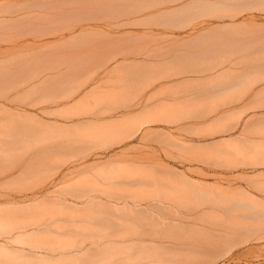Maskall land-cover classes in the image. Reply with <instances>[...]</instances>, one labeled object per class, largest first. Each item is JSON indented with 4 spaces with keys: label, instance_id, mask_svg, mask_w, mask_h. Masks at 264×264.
Wrapping results in <instances>:
<instances>
[{
    "label": "rangeland",
    "instance_id": "1",
    "mask_svg": "<svg viewBox=\"0 0 264 264\" xmlns=\"http://www.w3.org/2000/svg\"><path fill=\"white\" fill-rule=\"evenodd\" d=\"M134 1L0 0V264H264V3L220 0L222 13L175 30L166 14L219 0H137L138 12ZM211 40L229 49L202 56ZM189 53L201 72L179 62ZM196 187L220 197L197 203ZM120 219L141 231L124 236ZM139 237L155 242L131 263L138 253L129 261L118 244Z\"/></svg>",
    "mask_w": 264,
    "mask_h": 264
},
{
    "label": "bare ground",
    "instance_id": "2",
    "mask_svg": "<svg viewBox=\"0 0 264 264\" xmlns=\"http://www.w3.org/2000/svg\"><path fill=\"white\" fill-rule=\"evenodd\" d=\"M120 1H122V0H120ZM130 1H131V0H130ZM140 1H141V0H140ZM140 1H139V2H140ZM143 1H144V0H142L141 3H143V5H144V2H143ZM145 1H146V0H145ZM163 1H164V0H163ZM171 1H174V0H170V2H171ZM178 1H180V0H176V2H178ZM221 1H226V0H221ZM221 1L219 0L217 3H215V2H216V1H215V2H214L215 5H213L214 3L211 2V1H210V2H207V1H203V2H202V1H198V2L200 3L199 6H197L198 3H195V2L189 4V5H193V4H194L192 7H190V6L188 7V6L184 5L183 7H186V8L188 7L187 9H190L191 13L188 12V10L184 11V8H181V7H180V8H178L177 10L181 12V19H179L180 16H177L178 18H176V17H171V15L175 16L176 11H177V10L175 9L176 11L173 12V13H175V14H171V15L166 14L164 18H163V16H160L161 18L164 19V21H163V19H161V21H160V25H161V27H163V26L168 22V24L165 25L166 27H169V26H173V27H174L173 23L176 22V25H175V28H174V29L176 30L177 25H178L180 28H182L181 25H183V21L185 22V21H187V20H190V21H187V22L184 23V28H185V26L188 27V25H192L191 23H193V21H194V23H195L197 17H198L199 20H200L201 18L203 19L204 15H206V16H208V17L210 16V18H211V17L213 16L212 14H213L214 12H215V14H217L218 12H219V13H222L221 10H222V11L226 10L225 8H223V6H224V3H223V2L220 3V4H222V7H221V5H219V6L216 5V4H218L219 2H221ZM234 1H235V0H234ZM242 1L244 2V0H242ZM242 1H238V0H237V2H241V3H238V4H239L240 7H241V5H242V8H239V6H235L231 11L239 10V9H242V11H243V10H246L248 7H249V9H251L250 7H251L252 4H253L254 7L256 8L257 6H258V7L262 6L263 3H264V0H261V1H263V2H261L262 4L259 2V0H258V2H255V1L253 0V2H255V3H253L251 0H248V2H249V1H250V2L248 3V2L245 1L244 3H246V4L242 3ZM256 1H257V0H256ZM126 2H127V1H126ZM128 2H129V0H128ZM135 2L137 3L138 1L136 0V1L133 2V3H134V6L136 5ZM139 2H138V4H140ZM159 2H160V0H159ZM159 2H158V3H159ZM161 2H162V1H161ZM196 2H197V1H196ZM235 2H236V1H235ZM251 2H252V3H251ZM114 3H115V2H114ZM130 3H131V2H130ZM133 3H132V5H133ZM152 3H155V0H153V2H150V3L147 2L148 7H150L149 5H151ZM156 3H157V0H156ZM158 3H157V4H158ZM164 3H165V2H164ZM164 3L161 4V5H164ZM167 3L170 4V3L168 2V0H167ZM201 3H202V4H204V3L206 4V3H207V5L210 4L211 7H210V5H209V6H208V9L205 10V8L207 7V5H206V6H203ZM138 4H137V7L135 6L136 9H131V8H134V6H131V5H130L131 8H129V7H130L129 5H128V8H129L130 10H133L134 12H138V11H136L138 8H140V7L143 8L142 5L140 6V5H138ZM165 4H166V3H165ZM171 4H173V2H171ZM35 5H38V3L35 4ZM123 5H124V4H123ZM145 5H146V3H145ZM159 5H160V4H159ZM201 5H202V7H204V9L201 7ZM247 5H249V6H247ZM255 5H257V6H255ZM125 6H127V5H125ZM146 6H147V5H146ZM194 6H195V8H194ZM212 6H214V7L216 6L217 8H218V7H221V8H218V9L216 8V9H215V8L212 7ZM243 6H244V7H243ZM245 6H247V7H245ZM263 6H264V5H263ZM122 7H123V6H122ZM156 7H157V6H156ZM156 7H155V8H156ZM196 7H199V8H196ZM254 7H253V8H254ZM114 8H115V6H114ZM117 8H118V7H117ZM119 8H120V7H119ZM128 8H127V9H128ZM141 8H140V9H141ZM186 8H185V9H186ZM192 8H193V9H192ZM200 8H201V9H200ZM210 8H212V9H210ZM213 8L215 9V11L213 10ZM253 8H252V9H253ZM6 9H7V8H6ZM123 9H125V8H122L121 10H123ZM129 9L127 10V15H132V13H131L132 11L130 12ZM140 9H139V12H141ZM143 9H144V8H143ZM146 9H147V8H146ZM150 9H151V8H150ZM179 9H180V10H179ZM182 9H183V10H182ZM198 9H199V10H198ZM223 9H224V10H223ZM249 9H248V10H249ZM112 10H113V8H112ZM112 10H111V11H112ZM116 10H117V9H115V12H116ZM181 10H182V11H181ZM193 10H194V12H193ZM210 10H212V12H211ZM216 10H217V11H216ZM218 10H219V11H218ZM2 11H3V10H2ZM124 11H125V10H124ZM178 11H177V13H179ZM196 11H198V12H196ZM202 11H203L204 13H203ZM207 11H208V12H207ZM213 11H214V12H213ZM15 12H16V11H15ZM121 12H122V11H121ZM169 12H170V11H169ZM183 12H185V15L183 14ZM200 12H202V13H200ZM239 12H240V10H239ZM2 13H3V12H2ZM128 13H129V14H128ZM187 13H188V15H187ZM197 13H198V14H197ZM199 13H200L201 15H200ZM208 13H209L210 15H209ZM116 14H118L117 17L120 15L118 12L115 13V16H116ZM164 14H165V13H164ZM190 14H192L193 16H194V14H195V16H196V15H198V16H196V17L194 16V20H193V16H191ZM202 14H203V15H202ZM231 14H234V12H232ZM122 15H123V17H124L125 14L123 13ZM133 15H134V14H133ZM160 15H161V14H160ZM162 15H163V13H162ZM168 15H169V18L171 17L170 19H167V16H168ZM176 15H178V14H176ZM179 15H180V14H179ZM182 15L185 16L187 19L184 18ZM211 15H212V16H211ZM113 16H114V15H113ZM199 16H200V17H199ZM206 16H205V17H206ZM228 16H229V15H228ZM120 17H122V16H120ZM123 17H122V18H123ZM152 17H153V16H152ZM156 17H158V16H156ZM160 17H159V19H160ZM114 18H115V17H114ZM165 18H166L167 22H166ZM175 18H176V20H174ZM182 18H184V19L182 20ZM189 18H190V19H189ZM155 19H156V21L154 20V23L156 22V25H159V23L157 24V22H158L159 19H158V18H155ZM157 19H158V20H157ZM177 19H179L178 22H177ZM142 20H143V21L140 20L139 23L142 22V24H143V22H144V24H145V22H147L145 25L148 24V21H144V19H142ZM145 20H147V19H145ZM148 20H149V18H148ZM170 20H173L174 22H173V21H170ZM162 21H163V22H162ZM180 21H182V23H180ZM164 22H165V24L162 25L161 23H164ZM172 22H173V23H172ZM190 22H191V23H190ZM139 23H138V24H139ZM188 23H189V24H188ZM194 23H193V24H194ZM135 24H136V23H135ZM140 24H141V23H140ZM142 24H141V25H142ZM170 24H171V25H170ZM179 24H181V25H179ZM195 24H196V23H195ZM153 25H155V24H153ZM153 25H152V26H153ZM156 25H155V26H156ZM126 26H128V25H126ZM134 26H135V25H134ZM147 26H148V25H147ZM165 26H164L163 28H165ZM114 27H116V26H114ZM143 27H144V25H143ZM156 27H157V26H156ZM159 27H160V26H159ZM173 27H172V28H173ZM179 27H177V28H179ZM119 28H120V27H119ZM170 28H171V27H170ZM180 28H179V29H180ZM184 28H183V29H184ZM185 29H186V28H185ZM234 33H235V32H234ZM234 33H233V34H234ZM214 34H215V33H214ZM218 34H219V33H218ZM218 34H217V37H218ZM221 34H222V33H221ZM225 34H226V33H225ZM143 35H144V34H143ZM219 35H220V34H219ZM227 35L229 36V34H226L225 37H228ZM231 35H232V34H231ZM231 35H230V37H231ZM117 36H118V35H117ZM166 36H167V38H168V35H166ZM163 37H165V35H164ZM215 37H216V36H215ZM217 37H216V38H217ZM230 37H229V38H230ZM234 37H235V36H234ZM171 38H172V36H171ZM219 38H220V37H219ZM222 38H223V37H222ZM229 38H228V39H229ZM213 39H214V38H213ZM203 40H204V41H203ZM203 40H202V38H201L200 40L197 39L198 43L196 42V40H193V41L191 42V43H192V45H191L192 48H193V46H194V47H195V46H199V49H198V48H195V49H198V50L203 49V47L200 48V44H201L202 42L205 43V41H206L204 38H203ZM207 40H208V38H207ZM201 41H202V42H201ZM214 41H215V42H214ZM214 41L212 42V40H211V42H212V43H210L211 45L208 43V44H209V45H208L209 49H213V50H209L208 53H207L206 51H204L205 54H202V53H204V52H200V54H201L202 56H203V55L206 56V55L209 54V53H210L211 55H212V54H216L217 52H223V50H227V49H229V48H225V47H223V46H221V45L218 46L219 43H221V42H219V43L217 42V44H218V45H217L218 48H216L214 45H212V44H215V43H216V40H214ZM217 41H218V38H217ZM199 42H201V43H199ZM208 42H209V41H208ZM228 42H229V43H227V44H228V46H229V45H230V42H231L230 39H229ZM191 43H188V44H191ZM193 43H194V44H193ZM197 44H198V45H197ZM205 44H207V43H205ZM227 44L225 43L224 45H227ZM183 46H185V47H183V48H186V49L191 48L190 45H188V46H190V47L186 46V44H185V45L183 44ZM205 46H207V45H205ZM210 46H211V47H210ZM213 46H214V48H216V51L214 50V48H212ZM208 47H207V48H208ZM229 47H230V46H229ZM177 48H178V50H179V49H183L181 46H179V47H177ZM177 48H176V50H177ZM192 48H191V50H192ZM207 48H206V49H207ZM219 48H222V50H220ZM223 48H225V49H223ZM195 49H194V51H195ZM204 49H205V48H204ZM217 49H219V50H217ZM246 50H247V49H246ZM173 51H174V50H173ZM213 51H214V52H213ZM185 52H186V51H185ZM180 53H184V51L179 52V54H180ZM186 53H187V52H186ZM176 54H177V56H178V53H176ZM191 54H192V53H191ZM191 54L189 53L190 56H189L188 54H186L187 57H185V55L182 56L183 54H181V56H180V58H179L180 60H181L182 58H185V59L187 58V59H186V62H185V60H184V62H183V59H182V61H179V62H182L184 65H185V64H188L189 66L192 65V66L194 67V65H195L196 63H194L193 61H195V60L197 61L196 58L198 57V62H197V64L199 65L200 63H201V64L203 63V61L201 62V61L199 60V59H200L199 56H201V55H199L198 53H197L198 56H197L196 53H194L196 56H195L194 54H193V55H191ZM210 54H209V55H210ZM217 54H218V53H217ZM202 56H201V60L204 59ZM181 57H182V58H181ZM189 57H190V58L193 57V58H194L193 61H190L191 59L188 60ZM209 57H210V56H209ZM174 58L176 59V57H174ZM202 58H203V59H202ZM206 58H208V57H206ZM177 59H178V58H177ZM177 59H176V61H177ZM205 60H206V59H205ZM188 61L191 62V63L193 62V64H189ZM187 62H188V63H187ZM206 63H207V61H206ZM197 64H196V65H197ZM201 64H200V66H201ZM181 65H182V64H181ZM203 65H204V64H203ZM262 65H263V64H262ZM185 66H186V65H185ZM185 66H182V67H185ZM192 66H191V67H192ZM200 66H196V67L198 68V67H200ZM191 67H190V68H191ZM193 67L191 68V70L189 69L188 71H189V72H190V71L192 72V70H193L194 68H196V67H194V68H193ZM186 68H189V67L186 66ZM197 68H196V69H197ZM201 68H202V66L200 67V69H201ZM214 68H215V67H214ZM182 69H183V68H182ZM184 69H185V68H184ZM200 69L198 68V71L201 72ZM210 69H212V68H210ZM246 70H248V69H246ZM193 71H195V70H193ZM208 71H209V70H208ZM197 73H198V72H197ZM146 114H147V113H146ZM133 115H134V114H133ZM137 115H138V114H137ZM171 115H172V114H171ZM143 116H145V115H143ZM131 117H132V116H131ZM171 117H172V116H171ZM125 118H126V117H125ZM127 118H128V117H127ZM139 118H140V117H139ZM142 118H143V117H142ZM144 118H146V117H144ZM158 118H159V117H158ZM137 119H138V118H137ZM138 120H139V119H138ZM142 121H143V119H142ZM144 121H145V120H144ZM148 121H149V120H146V122H144V124H145V123H146V124L148 123L147 125H149V122L152 123V124H154L153 122H155V121H153V120H150L149 122H148ZM131 122H132V121H131ZM138 122H141V119H140ZM138 122H137L136 125L139 127V129L142 130V128L145 127L146 124H145V125L143 124V125H144V126H143V125H141L143 122H141V123H138ZM156 122H157V121H156ZM135 123H136V122H135ZM126 124H127V123H126ZM130 124H131V123H130ZM133 124H134V123H133ZM133 124H132V125H133ZM138 124H139L140 126H139ZM70 126H71V125H70ZM126 126H127V125H126ZM126 126H124L125 129L127 128ZM111 127H112V126H111ZM116 127H117V126H116ZM121 127H122V126H121ZM129 127H131V126H129ZM133 127L135 128V130H134V129L132 130V127H131V130L128 129V131H129L130 133L127 131V129H126V130L124 129L126 135L131 136V134H132L131 132H133V134H132L133 137H134L135 134H139V132H140L141 130H139L137 127H135V125H134ZM141 127H142V128H141ZM136 129H138V130H136ZM67 130H68V129H67ZM114 130H115V129H114ZM27 131H28V129H27ZM126 131L128 132V134H127ZM135 131H136V132H135ZM23 133H24V132H23ZM33 133H34V132H33ZM108 133H109V132H108ZM108 133H106V135H108ZM113 133L115 134V132H113ZM134 133H135V134H134ZM94 134H95V133H94ZM114 134H112V135H114ZM122 134H123V136H122ZM122 134H121V136H120V137H121V140H122V141H125V138H124V139L122 138V137L125 136V135H124V132H123ZM129 134H130V135H129ZM158 134H159V133H158ZM163 134H166V136H167V133H163ZM163 134H159V135H163ZM169 134H170V133H169ZM169 134H168V135H169ZM109 135L111 136L110 133H109ZM109 135H108V136H109ZM108 136H106V137H108ZM114 136H115V135H114ZM128 136H125V137H128ZM132 136H131V137H132ZM135 136H136V135H135ZM163 136H164V135H163ZM163 136H161V137H163ZM166 136H165V137H166ZM170 136H172V135H169L168 138H170ZM112 137H113V136H112ZM131 137H130V138H131ZM133 137H132V138H133ZM132 138H131V139H132ZM168 138H167V139H168ZM173 138H174V137H173ZM170 139H172V137H171ZM232 139H233V138H232ZM121 140L119 139L120 142H121ZM165 140H166V139H165ZM165 140H164V141H165ZM222 140H223V139H222ZM229 140H230V139H229ZM168 141H170V140H168ZM171 141H172V140H171ZM171 141H170V143H172ZM219 141H221V140H219ZM219 141H217V142H219ZM217 142L214 141V143H217ZM214 143H212L211 146H215V148H217V146L214 145ZM175 144H176V142H175ZM181 144H182V143H181ZM164 145H165V144H164ZM199 145H201V144H199ZM167 146H168V145H167ZM183 146H185V145H183ZM204 146H205V145H204ZM206 146H207V145H206ZM177 147H178V146H177ZM205 148H208V146L205 147ZM201 149H202V148H201ZM203 150H204V149H203ZM207 150H208V149H207ZM169 169H170V168H169ZM171 170H173V169H171ZM166 171H167V169H166ZM166 171H164V173H165ZM168 172H170V170H169ZM172 172L175 174L176 171H172ZM172 172L168 173L169 176H168V174H166L167 178L170 177V176L172 175V176L170 177L171 180H170V178L167 179L168 181L170 180L169 182H173L174 174H173ZM141 173H142V172H141ZM171 173H172V174H171ZM176 174H177L178 176L183 177V175H179L178 173H176ZM176 174H175V176H176ZM161 176H162V175H161ZM178 176H176L175 178H177ZM172 177H173V178H172ZM104 178H105V177H104ZM178 178H179V177H178ZM189 178H190V177H189ZM164 179H165V181H166V178H165V177H164ZM164 179H162V180H164ZM182 179L185 180V181L181 180V178H180L181 181H178L179 185H180V183H182V184H183V183H186V184H188V185L190 184L189 181H188L187 178H186V175H184V177H183ZM160 180H161V179H160ZM160 180H159V181H160ZM162 180H161L160 182H162ZM174 181H175V180H174ZM190 181H191V183L194 185L195 181L193 182L192 179H190ZM197 181H198V180H197ZM197 181H196V182H197ZM141 182H142V181H141ZM141 182H138L137 184H139V183H141ZM166 182H167V181H166ZM142 183H143V182H142ZM153 183L155 184L156 181H154ZM153 183H152V184H153ZM174 183H175V182H174ZM178 183H177V184H178ZM197 183H198V182H197ZM161 184H162V183H161ZM164 184H165V183H164ZM166 184H168V183H166ZM166 184H165V186H166ZM169 184H170V183H169ZM198 184H199V183H198ZM203 184H205V183H203ZM141 185H142V184L139 185L140 188H141L143 185H145V183H144L142 186H141ZM157 185H158V184H157ZM173 185H175V184H173ZM190 185H191V184H190ZM195 185H196V184H195ZM136 186H137V185H136ZM152 186H153V185H152ZM154 186H155V185H154ZM159 186H160V185H159ZM182 186H183V185H182ZM186 186H187V185H186ZM191 186H192V185H191ZM167 187H168V186H167ZM200 187H201V186H200ZM206 187H207V186H206ZM95 188H96V187H95ZM155 188H157V186H156ZM163 188H164V186H163ZM168 188H169V187H168ZM170 188H171V187H170ZM187 188H188V187H187ZM97 189H98V188H96V190H97ZM177 189H178V191H179V187H178ZM195 189H197V190L195 191V193H192V194H193V196H195V194H196V195L199 194V195H198L199 197H195V199H194V200H196L197 203H199L198 201H202V200H203V202H204V199H205V198L208 199V201L210 202L211 198H212V200L214 201V198H219V197H220V195H218L219 197H218V196L215 197L214 194H213L212 197L210 196L211 198L208 197V196H207V197H208V198H207V197H205V195H207L206 193H205V195H202V194H203V191H204L203 189H205V188H197V187H196ZM198 189H200V190H198ZM201 189H202V190H201ZM96 190H95V192L98 193V191H96ZM171 190H172V189H171ZM185 190H190V189L188 188V189H185ZM206 190H207V189H206ZM206 190H205V191H206ZM91 191H93V190H91ZM191 191H192V190H191ZM193 191H194V190H193ZM198 191H199V192H198ZM200 191L202 192L201 196L203 197V199H202V197L200 196V193H201ZM240 191H241V190H240ZM240 191H239V192H240ZM102 192H103V191H102ZM102 192H101V193H102ZM160 192H161V191H160ZM206 192H207V191H206ZM215 192H216V191H215ZM243 192H244V191H243ZM243 192H242V193L240 192V194H244ZM89 193H90V192H89ZM163 193H164V192H163ZM207 193H208L209 195H212V193H211V194H210L209 192H207ZM219 193H220V192H219ZM222 193H223V192H222ZM83 194H84V193H83ZM87 195H88V194H87ZM245 195H246V196H249V193H248V192L246 193V191H245ZM81 196H82V195H81ZM221 196H222V195H221ZM224 196H225V195H224ZM251 196H253V195H251ZM251 196H250V197H251ZM109 197H110V195H109ZM204 197H205V198H204ZM200 198H201V199H200ZM209 198H210V199H209ZM227 198H228V197H227ZM247 198L249 199V197H247ZM252 198H253V197H252ZM119 199H120V198H119ZM122 199H123V198H122ZM130 199H131V198H130ZM206 199H205V201H206ZM224 199H226V197H223L221 203H223V202H227L228 199H226V201H225ZM229 199H230V198H229ZM231 199H232V200H231ZM231 199L228 200V202H229V201H233V200H235V199H233V198H231ZM250 199H251V198H250ZM191 200H192V199H191ZM197 200H198V201H197ZM215 200H216V199H215ZM223 200H224V201H223ZM238 200H239V199H238ZM236 201H237V200H236ZM240 201H241V200H240ZM105 202H106V201H105ZM105 202H104V203H105ZM196 202H195V203H196ZM214 202H215V201H214ZM233 202H234V201H233ZM243 202H244V201H243ZM243 202L241 201V202L239 203V204L242 203L240 206H243ZM61 203H62V202H61ZM72 203H73V206H72ZM72 203H69L68 206L71 205V207H74L75 205H77L76 207H81V206H80L79 204H77V203H74V202H72ZM104 203H101V202H100L99 206L103 205ZM106 203H108V202H106ZM200 203H201V202H200ZM229 203H230V202H229ZM63 204H64V203H63ZM65 204H66V202H65ZM74 204H75V205H74ZM87 204H91V203H90V202H87ZM112 204L114 205V207H115V212H116L117 214H118V209H117V208H120V210L122 209L121 212L126 211V210H127V212H128V210H129V212H132V211H134V210L136 209V207L138 206L137 204H136V205H137V206H136L135 204H130V203H125V204H123V205H120V204H118V203H112ZM24 205L26 206V204H24ZM107 205H109V204H106V206H107ZM197 205H198V204H197ZM237 205H238V204H237ZM237 205H236V206H237ZM245 205H246V203H245ZM25 206H24V207H25ZM104 206H105V205H104ZM238 206H239V205H238ZM238 206H237V207H238ZM240 206H239V208H240ZM26 207H27V206H26ZM64 207H65V206H64ZM85 207L87 208V205H86ZM85 207H84V205H83L80 209L84 210ZM110 207H111V206H110ZM116 207H117V208H116ZM121 207H122V208H121ZM245 207H246V206H243V207H241V208L243 209V208H245ZM20 208H21V207H20ZM22 208H23V207H22ZM90 208H91V207H90ZM90 208H89V209H90ZM93 208H94V207H93ZM106 208H107V207H106ZM108 208H109V206H108ZM241 208H240V209H241ZM251 208L254 209L255 207L251 206ZM25 209H26V208H25ZM75 209L77 210L78 208H75ZM28 210H29V209H28ZM91 210H92V208H91ZM103 210H104V209H103ZM130 210H131V211H130ZM136 210H137V209H136ZM148 210L151 212V211H154V210H156V209H155V207H154V208H152V209L148 208ZM31 211H32V210H31ZM89 211H90V210H89ZM112 211H113V210H112ZM138 211H139V210H138ZM140 211H141V210H140ZM23 212H24V211H23ZM25 212H27V211H25ZM74 212H75V211H74ZM150 212H149V213H150ZM77 213H78V212H76V214H77ZM109 213H110V212H109ZM113 213H114V212H113ZM116 213H115V214H116ZM134 213H135V212H134ZM145 213H148V212H145ZM72 214H73V213H72ZM85 214H86V211H85ZM91 214H93V213L91 212ZM91 214H90V215H91ZM97 214H98V213H97ZM119 214H120V213H119ZM128 214L130 215V213H128ZM131 214H132V216L134 215L133 213H131ZM141 214H142V215H145V214L143 213V210H142V212H141L140 214H137V215H139V218L135 216L136 218H138V220H139V222H140V223H139L140 225H141L142 222H146V220H142V219H143L142 217H144V216H142ZM78 215H80V214L78 213ZM81 215H82V214H81ZM94 215H95V214H94ZM129 215H127V216L129 217ZM91 216H92V215H91ZM117 216H118V215H117ZM127 216H126V221H128V223H129V218L127 219ZM132 216H131V217H132ZM149 216L151 217V214H150ZM152 216H153V215H152ZM95 217H96V216H95ZM131 217H130V218H131ZM150 217H149V218H150ZM133 218H134V216H133ZM140 218H141V221H140ZM147 218H148V217H147ZM147 218H146V219H147ZM100 219H101V218H100ZM103 219H104V218H103ZM117 219H118V218H117ZM150 219L154 220L153 217L150 218ZM156 219H157V218H156ZM1 220H3V219H0V221H1ZM4 220H5V219H4ZM106 220H107V219H106ZM122 220H123V219H122ZM122 220H121V219L119 220V222L121 221V222H120L121 225H122V223L124 222V221L122 222ZM148 220H149V219H148ZM152 220H151V221H152ZM7 221H8V220H7ZM107 221H108V220H107ZM116 221H117V220H116ZM126 221H125V222H126ZM130 221H131V224H127V225H126V229H125V226H124L125 223L122 225L123 228H124V229H123L124 233H122L123 235L126 233V231L128 232V230H127V226H128V229H129V230L131 229L130 231L134 230V231L136 232L137 229H139V231H141V229L139 228L138 225H137V227H135V225H136V224L134 225V223H135L134 221H135V220H131V219H130ZM132 221L134 222L133 225H132ZM136 221H137V219H136ZM109 222H110V221H109ZM126 223H127V222H126ZM137 223H138V221H137ZM109 224H110V223H109ZM2 225H3V222H2V223L0 222V226H2ZM5 225H6V224H5ZM7 225H8V224H7ZM129 225H130V226H129ZM158 225H159V224H158ZM133 226H134V229H132ZM3 227H4V225H3ZM129 227H130V228H129ZM160 227H161V226H160ZM173 227H174V226H173ZM167 228H168V227H167ZM167 228H166V229H167ZM175 228H176V227H175ZM0 229H1V227H0ZM116 229H117V228H116ZM116 229H114V230H116ZM170 229H171V230H170ZM170 229H168V230L166 231V232L169 233V235L171 234L170 231L172 232V229H173V228H171V226H170ZM177 229H178V227H177ZM180 229H182V228L180 227ZM173 230H174V232H175V233L173 232L174 234H177L176 231L179 232V231L176 230V229H173ZM130 231H129V232H130ZM134 231H132V232H134ZM139 231H138V233H139ZM142 231H143V229H142ZM129 232H128V233H129ZM117 233H119V231H118ZM117 233H115V234H117ZM120 233H121V231H120ZM128 233H126V234L128 235ZM168 233H167V234H168ZM173 233H172V234H173ZM179 233H180V232H179ZM130 234H131V233H130ZM119 235H121V234H119ZM134 235H135V234H134ZM124 236H125V235H124ZM118 237H120V236H118ZM126 237H127V236H126ZM170 237L172 238V235H171ZM121 240H124V239H121ZM8 241H9V240H8ZM131 241H132V240H131ZM121 242H122V241H121ZM142 242H144V243H145V242H147V243H148V242L153 243V242H155V241H154V240H151V239H150V240H144V239H142V237H141V238L139 237V238H133V241H132L131 243H128V244H127V245H129V246H125L124 244H122V245H123V246H122L121 244H120V245L118 244V247H122V249L125 248V249L127 250L126 254L128 253V254L130 255V257H129V261H131V259L133 260V257L138 255V257H137L138 259L135 258V259L131 262V263H133V262H135V260L138 261L139 258L141 259V257H143L142 255H140L141 252H142V249H141V248H140V249L137 248L138 250L136 251V247H137L138 245H140V246L144 245ZM114 243H116V242H114ZM114 243H113V245H114ZM231 243L234 244V241H233V242L231 241ZM228 244H230V241H228V243L226 244L227 247H228ZM3 245H4V244H3ZM116 245H117V244H116ZM130 245H131V246H130ZM231 245H232V244H231ZM231 245H230V247H231ZM234 245H235V244H234ZM2 247H3V246H2V244H1V245H0V249H3ZM126 247H129V248L133 247V248L135 249L134 252H137V253H138V251H139L140 254L138 253L137 255H135V253H133V251H132V248H131V250H130L131 253H129V252H128L129 248H126ZM227 247H226V248H227ZM233 247H234V246H233ZM112 248H113V247H112ZM115 248H116V246H115ZM144 248H145V247H144ZM116 249H117V248H116ZM118 249H119V248H118ZM123 250H124V249H123ZM107 251H109V250H107ZM112 251H113V250H112ZM115 251H116V250H115ZM120 251H121V250H120ZM122 252H123V251H122ZM109 253H110V252H109ZM120 253H121V252H120ZM123 253H124V252H123ZM132 253H133V254H132ZM111 254H112V253H111ZM113 254H114V253H113ZM113 254H112V255H113ZM126 254H125V256L127 257L128 255H126ZM131 254L133 255V257H132ZM116 255H117V254H116ZM116 255H115V256H116ZM104 256H105V252H104ZM117 256H118V255H117ZM119 256H120V254H119ZM121 256H122L123 258L125 257L124 255H122V253H121ZM140 256H141V257H140ZM108 257H109V256H108ZM149 257L153 258V256H149ZM149 257H147V258L149 259ZM105 259H106V258H105ZM120 260H121V259H119L118 262H120ZM127 260H128V258H127ZM89 261H90V260H89ZM105 261H106V260H105ZM108 261H110V260H108ZM79 262H80V261H78V262H76V263H79ZM127 262H128V261H127ZM84 263H86V261H85ZM95 263H96V262H95ZM103 263H104V261H103ZM128 263H130V262H128ZM135 263H136V262H135ZM87 264H88V262H87ZM90 264H91V263H90ZM101 264H102V263H101Z\"/></svg>",
    "mask_w": 264,
    "mask_h": 264
}]
</instances>
